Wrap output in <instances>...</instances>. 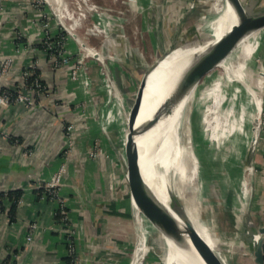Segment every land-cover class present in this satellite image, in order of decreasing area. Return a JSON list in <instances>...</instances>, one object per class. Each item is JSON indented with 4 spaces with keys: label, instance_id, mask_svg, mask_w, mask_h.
<instances>
[{
    "label": "crops",
    "instance_id": "crops-1",
    "mask_svg": "<svg viewBox=\"0 0 264 264\" xmlns=\"http://www.w3.org/2000/svg\"><path fill=\"white\" fill-rule=\"evenodd\" d=\"M9 9L12 14L3 18L0 29V59L14 55L17 49L21 55L6 83H19L21 71L38 62L37 71L48 90L34 108L20 104L0 112V194L23 193L13 219L9 207L0 212L1 256L14 257V264H143L134 259L138 229L132 196H119L111 182L107 157L99 161L88 157L89 142L82 133L57 188L69 218L68 226H58L62 217L59 200L49 195L46 186L64 160V127L81 120L76 103L86 96L81 84L70 80L68 68L56 67L44 51L43 36L37 29L42 13L22 0ZM17 23L25 36L23 41H18ZM249 157V171L234 172L232 196L226 198L224 211L231 216V228L236 231L242 226L253 247L252 241L264 236V125ZM246 174L251 185L244 195L242 180ZM35 222L38 228L28 242L26 237ZM70 241L75 246L74 255L68 253Z\"/></svg>",
    "mask_w": 264,
    "mask_h": 264
},
{
    "label": "rangeland",
    "instance_id": "rangeland-1",
    "mask_svg": "<svg viewBox=\"0 0 264 264\" xmlns=\"http://www.w3.org/2000/svg\"><path fill=\"white\" fill-rule=\"evenodd\" d=\"M17 1L19 0H0V29L3 18L10 17L12 14L9 9L10 5ZM22 1L31 4L34 10L42 13L37 26L39 34L42 36L52 35L56 38L61 36L59 38L64 39L65 47L70 51L68 58L70 65L73 66L72 70H77L78 73L80 70L85 71L90 80V89L87 88V91L84 92L85 99L76 103L82 117L79 122L73 123L71 141L74 147L71 149V154L73 155L78 144V136L82 133L83 138L89 142L88 157L92 161H99L100 158L107 157L112 168L111 182L118 194L121 193L119 196H132L127 175L129 165V157L126 152L129 133L128 117L143 73L162 53L174 47H180L189 41H207L202 31L205 23L204 17L213 14L211 7L217 0H85L86 2L66 0L74 21L78 23L76 27L78 36L82 38L88 48L102 54L105 63L110 68V73L107 72L102 60L90 55L78 43V39H74L68 33L67 26L71 22L58 23L56 14L45 0ZM243 2L254 10L264 8V0H254L253 3L252 0H243ZM16 26L17 38L24 39L25 36L18 27L19 23ZM55 26L59 32L57 35H54L53 31ZM210 29L208 28L207 31ZM73 41L76 42L75 47L71 45ZM256 44L258 47L253 58L255 59L254 67L258 69L253 68L255 74L252 75L251 83H254L256 78L262 77L258 73L260 69H264V51H262L264 42L258 41ZM219 72V68L209 71L202 84L213 83L214 77ZM95 76H97L96 81L94 80ZM108 85L110 87L114 85L122 94L123 104L121 106L117 105L116 108L115 103L110 101V93L106 89ZM199 100L202 101L201 97ZM196 105L190 113L191 141L192 148L200 162L201 177L204 180L203 193H206L199 195L194 185L186 190L187 193L194 196L191 206L196 212V217L200 218L197 217V219L206 223L205 227L215 240L216 251L219 252V256L225 264H255L253 247L249 244L250 242H247L245 229L243 230L241 226L239 230H233L230 226L231 216L227 211H224V208L226 198L232 196L231 184L234 180V172L240 173L244 168L249 171L247 169L251 159L249 150L254 140H258V134L264 125V94L261 123L259 127L253 125V128L249 129V133H251L249 147H246V150L241 154H234L226 160L227 163L236 165L228 170L229 172L224 159L226 153L220 152L219 142L217 143V152L219 153L216 154L217 162L208 159L210 155L214 156L213 151L216 150V145L211 143V136L214 134L207 122V111H201L204 110L201 109V104L199 108H197L198 103ZM251 108L250 106L249 118L252 116ZM137 143L140 150L139 140ZM68 146L70 144L67 142V148ZM68 152L65 150L62 164L65 162ZM143 162L146 166V182L153 188L149 166L145 160ZM143 162L140 163L141 169ZM253 170L252 165L251 173ZM132 207L134 224L138 229V240L136 241L137 244L139 241L143 247L140 251L143 256L139 263L143 261V264H163L161 261L163 248L162 244H159V242L162 243V232L154 226L150 218L137 208L134 201ZM248 224L249 222L245 226Z\"/></svg>",
    "mask_w": 264,
    "mask_h": 264
},
{
    "label": "bare ground",
    "instance_id": "bare-ground-1",
    "mask_svg": "<svg viewBox=\"0 0 264 264\" xmlns=\"http://www.w3.org/2000/svg\"><path fill=\"white\" fill-rule=\"evenodd\" d=\"M46 1L51 5L60 24L71 22L67 26V30L71 36L78 39L82 48L89 51L90 55H99V60H103L99 51L88 48L82 38L78 36L76 32L78 23L74 21L66 0ZM241 2L243 7H240V4L234 0H217L212 4L213 14L204 17L205 23L202 29L207 40L220 39L237 24L248 5L243 0ZM208 28H211L210 31H207ZM262 31L264 32V27L244 39L227 55L190 70H183L185 61L203 41H189L179 48L173 49L150 75L139 115V118L143 119L152 114L155 128L150 134L139 140L140 163L143 160L147 162L153 188L164 202H170L168 190H174L177 193L185 218L215 264L218 263L214 256L216 243L213 235L205 227L206 223L197 219L198 216L196 217V212L191 206L194 196L186 192L194 185L199 195L206 193H203L204 180L201 177L200 162L192 148L190 113L197 106L196 103H198L197 108L201 104V109H204L201 111H207V122L214 134L211 136V143L216 145V150L213 151L214 156L210 155L209 161L217 162L218 142L220 152L226 153L225 161L234 154H241L246 150V147H249L248 143L251 140L249 129L253 128V125L259 127L263 114L264 69H260L258 73L262 77L259 75L260 77L251 83L252 75L255 74L254 69L257 68L254 67L253 55L258 47L256 43L258 41L261 43L264 38ZM149 67L145 69L143 76ZM214 68L220 69L219 74L214 77L213 83L203 85L204 77ZM106 89L110 93V101L115 103L116 108L117 105L121 106L123 97L120 91L114 85L112 87L108 85ZM200 97L202 101L199 100ZM250 106L252 107L251 118H249ZM163 111L168 113L158 119ZM154 146L156 150L152 153ZM227 162H225L227 171L236 167L235 164ZM142 165V176L146 180V166L145 163ZM157 168L161 172L160 179H158L155 170ZM227 171L226 174L230 177L229 171ZM247 175L242 180L244 195H247L248 192L249 178ZM140 176H138V184H141L143 179ZM161 241L162 243L159 242V244H162L163 248L161 257L163 264H204L198 256L193 258L185 252L174 238L166 233L162 232ZM142 248L138 241L134 254L135 261L143 256L140 254Z\"/></svg>",
    "mask_w": 264,
    "mask_h": 264
},
{
    "label": "water",
    "instance_id": "water-1",
    "mask_svg": "<svg viewBox=\"0 0 264 264\" xmlns=\"http://www.w3.org/2000/svg\"><path fill=\"white\" fill-rule=\"evenodd\" d=\"M241 1L242 0H234V2L240 4V7H243L241 6ZM263 27L264 8L254 10L251 6L247 5L242 18L220 39H209L203 42L194 50L191 55L188 56L183 70H190L202 66L211 61H215L224 55H227L244 39ZM177 48L179 47H174L162 53L161 56L147 69L140 82L134 104L128 117L129 133L126 143V152L129 157V165L127 170L128 181L131 188L132 199L135 202L137 208L152 220L154 226L160 229L161 232L166 233L167 235L174 238L176 243L193 258L198 256L204 264H215L203 248L202 244L199 242L187 219L185 218L177 193L174 192V190H168L170 202H164L158 196L156 190L149 186V184L143 178L141 172L140 155L137 141L147 136L155 129L152 114L143 119L139 118L145 91L150 75L166 59L172 50ZM87 52L89 53V51ZM93 57L98 60L100 58L99 55ZM101 62L106 68L107 72L110 73V68L108 64L105 63L104 58ZM166 113L168 112H161L159 115L160 117L158 116V119L166 116ZM256 146L257 139L254 140L253 145L249 150V156L255 152ZM155 150L156 148L154 146L152 153H154ZM249 168L250 166H248V169ZM155 170L157 172L158 179H160L159 176L161 172H159L158 168ZM139 175H141L143 178L142 179L140 176L142 179L141 184H138ZM261 233L264 234V230ZM252 242L255 264H264V236L258 237ZM214 256L215 261L218 264H225L224 260L219 256V252L215 251Z\"/></svg>",
    "mask_w": 264,
    "mask_h": 264
},
{
    "label": "built area",
    "instance_id": "built-area-1",
    "mask_svg": "<svg viewBox=\"0 0 264 264\" xmlns=\"http://www.w3.org/2000/svg\"><path fill=\"white\" fill-rule=\"evenodd\" d=\"M23 41L22 38H18V41ZM30 47V46H29ZM43 48L47 52L49 58L53 60L56 67H67L69 70L70 80L72 82H77L81 84L83 91L86 92L87 88L90 89V80L87 73L83 70H80L79 73L77 70H72V65H70V60L68 57L70 51L65 47L63 38H56L51 36H43ZM69 53V54H68ZM21 55V49H17L14 55L0 59V112L1 110L10 109L14 106L22 104L26 109L34 108L38 100L43 97L47 90L48 86L42 80L39 75L36 66L39 64L36 62L34 66H27L23 71H21V81L14 83L12 85L6 83V79L13 73L14 68L19 60ZM74 65V64H73ZM37 72V73H36ZM78 73V74H77ZM31 78H33L31 80ZM73 123L67 124L64 127V136L66 141L70 144L66 148L67 155L65 156V162L61 165L58 171L53 175L50 182L47 184V191L49 195L59 200L58 213L62 216L61 220L57 223L59 225H69V218L66 210V205L64 200L60 199L57 192V188L62 185L61 178L64 173L67 172L69 165V158L74 144L71 141V133L73 131ZM5 137H8L5 134ZM16 203L17 208L22 204V197L18 200L11 199L8 196V193L5 192L4 196L0 199V209L2 206L10 207L12 204ZM7 210V209H6ZM5 210V211H6ZM1 212V211H0ZM32 233L26 237L28 242L33 240V232L38 228V223H33L31 226ZM68 253L71 255L75 254V246L73 242H69ZM0 264H14V257L8 255L2 257L0 254Z\"/></svg>",
    "mask_w": 264,
    "mask_h": 264
},
{
    "label": "trees",
    "instance_id": "trees-1",
    "mask_svg": "<svg viewBox=\"0 0 264 264\" xmlns=\"http://www.w3.org/2000/svg\"><path fill=\"white\" fill-rule=\"evenodd\" d=\"M59 37H61V36H59ZM32 79L33 78H31V80ZM22 195H23V193L21 191H11V192H8L9 198L15 199V200H18L19 198H21ZM2 196H4V193H1L0 194V199L2 198ZM7 208L8 207L2 206L1 209H0V211L1 212H4ZM8 209L10 210V214H11L12 219H13V217L15 216L16 210H17V204L16 203L12 204V206H10Z\"/></svg>",
    "mask_w": 264,
    "mask_h": 264
}]
</instances>
